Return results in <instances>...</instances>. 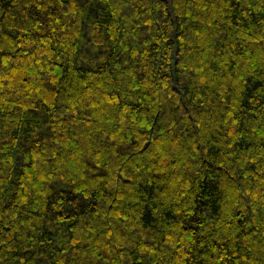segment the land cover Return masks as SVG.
Here are the masks:
<instances>
[{
  "label": "trees",
  "instance_id": "1",
  "mask_svg": "<svg viewBox=\"0 0 264 264\" xmlns=\"http://www.w3.org/2000/svg\"><path fill=\"white\" fill-rule=\"evenodd\" d=\"M0 264H264V0H0Z\"/></svg>",
  "mask_w": 264,
  "mask_h": 264
}]
</instances>
